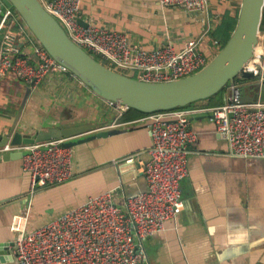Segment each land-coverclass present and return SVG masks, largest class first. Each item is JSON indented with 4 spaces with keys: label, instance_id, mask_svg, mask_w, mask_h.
<instances>
[{
    "label": "crops",
    "instance_id": "0c3cea01",
    "mask_svg": "<svg viewBox=\"0 0 264 264\" xmlns=\"http://www.w3.org/2000/svg\"><path fill=\"white\" fill-rule=\"evenodd\" d=\"M240 3L208 0L203 13H189L179 6H160L158 0H80L78 21L120 31L146 51L167 46L179 50L195 40L211 61L220 51L214 38L219 30L229 29L227 18L237 21ZM258 44L264 46V21ZM32 45L16 41L28 58L33 56ZM242 94L253 97L254 90L242 89ZM225 95L224 90L220 100L184 108L196 140L188 147L189 175L180 186L183 208L175 222H165L164 232L145 240L147 264H264V160L231 156L215 131L209 109L222 105ZM146 115L121 110L69 72H52L33 89L13 72L0 75V137L50 128L85 131L61 138L74 142L101 133L68 147L72 177L60 184L31 190L21 158L13 154L0 161V243H13L11 226L17 215L32 231L106 191L126 213V198L146 190L141 173L151 146L142 123ZM9 251L12 260L0 264H16L12 247Z\"/></svg>",
    "mask_w": 264,
    "mask_h": 264
},
{
    "label": "built area",
    "instance_id": "2783aa9c",
    "mask_svg": "<svg viewBox=\"0 0 264 264\" xmlns=\"http://www.w3.org/2000/svg\"><path fill=\"white\" fill-rule=\"evenodd\" d=\"M64 30L68 39L105 67L139 81L168 83L189 77L210 60L190 40L179 50L167 46L146 51L120 31L78 21L80 0H38ZM208 0H158L160 6H184L189 13H203ZM16 41L33 43L31 58L20 53ZM55 71L67 72L37 42L19 15L0 0V75L13 72L30 89ZM253 80L228 82L223 104L210 108L215 131L225 141L231 156L264 160V103H241L242 89L253 91L264 85V46L258 44L251 61L243 68ZM131 77L132 76H128ZM239 74L236 78L240 79ZM225 87V88H226ZM109 102V101H108ZM121 110L127 107L109 102ZM151 146L141 170L146 190L126 198L127 212L115 204L110 191L90 196L35 230L27 231L25 218L12 219L15 238L12 253L16 264H142L146 261L145 240L164 232L165 222L177 220L183 208L181 183L188 175V147L196 134L188 128L183 109L147 114ZM65 141L53 139L29 145L6 143L0 155L25 152L22 171L30 189L68 181L72 176V152ZM132 161V159H129Z\"/></svg>",
    "mask_w": 264,
    "mask_h": 264
},
{
    "label": "water",
    "instance_id": "95a60500",
    "mask_svg": "<svg viewBox=\"0 0 264 264\" xmlns=\"http://www.w3.org/2000/svg\"><path fill=\"white\" fill-rule=\"evenodd\" d=\"M17 12L21 20L37 42L67 72L74 75L98 97L119 103L140 113L151 114L184 108L215 96L240 74L244 79H252L250 72L243 68L251 61L258 45L264 0H241L234 30L229 39L212 60L197 73L168 83H147L115 72L83 49L72 43L59 23L49 15L38 0H6ZM183 7L184 6H180ZM85 26V24H83ZM253 97L243 95L241 103L259 100L264 103V85H254ZM39 129L30 134L15 132L0 137V148L6 143L22 146L46 142L53 139L79 137L85 133L77 128ZM101 133L65 142L72 147L86 143ZM14 157L22 158L25 152L4 153L0 161ZM13 243H0V261L12 260L9 248ZM142 264H147L143 262Z\"/></svg>",
    "mask_w": 264,
    "mask_h": 264
},
{
    "label": "trees",
    "instance_id": "16d2710c",
    "mask_svg": "<svg viewBox=\"0 0 264 264\" xmlns=\"http://www.w3.org/2000/svg\"><path fill=\"white\" fill-rule=\"evenodd\" d=\"M5 3L8 5V6H10L12 9H14L6 0H5ZM15 11V10H14ZM16 12V11H15ZM17 13V12H16ZM228 20H231L230 21V25H229V29H226L225 31H221V30H219L218 31V36H215V38L214 39H216V41H217V43H218V50H220L224 45H225V43L227 42V40L229 39V37H230V35H231V33H232V31L234 30V28H235V21H236V19H234V20H232L231 18H227ZM263 21H264V8H263V11H262V19H261V24H260V29H261V26H262V24H263ZM95 60H97V61H99L100 59L97 57V56H92ZM236 81H240V82H250V81H252L253 79H244V78H242V77H240V79L238 80V78H236L235 79ZM226 88H223L222 90H220L215 96H213V97H210L209 99H207V100H204V101H208V102H210V101H212L213 99H216V100H220V98H221V96H222V94H223V92H224V90H225ZM190 106H192V105H190ZM190 106H187V107H190ZM187 107H184V108H187ZM183 108V109H184Z\"/></svg>",
    "mask_w": 264,
    "mask_h": 264
},
{
    "label": "rangeland",
    "instance_id": "374dc122",
    "mask_svg": "<svg viewBox=\"0 0 264 264\" xmlns=\"http://www.w3.org/2000/svg\"><path fill=\"white\" fill-rule=\"evenodd\" d=\"M128 76H131V74H128ZM132 76H134V74H132ZM135 77H137V76L135 75ZM241 83H245V82H241ZM225 91H227V92H228V89H227V87H226ZM144 245H146V241L144 242Z\"/></svg>",
    "mask_w": 264,
    "mask_h": 264
}]
</instances>
